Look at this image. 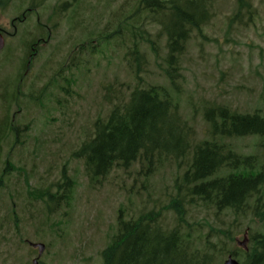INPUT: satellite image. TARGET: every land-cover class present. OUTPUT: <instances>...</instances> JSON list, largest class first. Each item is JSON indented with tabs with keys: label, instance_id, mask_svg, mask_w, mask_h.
I'll use <instances>...</instances> for the list:
<instances>
[{
	"label": "rangeland",
	"instance_id": "rangeland-1",
	"mask_svg": "<svg viewBox=\"0 0 264 264\" xmlns=\"http://www.w3.org/2000/svg\"><path fill=\"white\" fill-rule=\"evenodd\" d=\"M32 1L0 0L6 39L0 52V264H103L101 252L118 230L120 208L126 219L154 210L164 227L174 224L168 209L183 170L173 162L147 172L139 160L90 183L74 156L95 120L138 84L123 58L133 41L150 60L144 82L168 85L162 59L143 33L158 41L159 27L136 11L140 0H45L31 9ZM251 2L252 20L245 14L238 22L231 20L237 0H215L211 21L181 57L179 100L183 118L196 129L195 142L208 137L206 106L264 108V0ZM233 143L244 153L264 155L255 137ZM64 175L74 182L71 199L50 211L40 196L48 189L57 194ZM186 210L195 232L231 229L236 246L248 225L259 227L249 217L235 222L233 214L216 216L201 202ZM29 242L45 244L40 257ZM219 259L215 264L225 255Z\"/></svg>",
	"mask_w": 264,
	"mask_h": 264
},
{
	"label": "trees",
	"instance_id": "trees-1",
	"mask_svg": "<svg viewBox=\"0 0 264 264\" xmlns=\"http://www.w3.org/2000/svg\"><path fill=\"white\" fill-rule=\"evenodd\" d=\"M43 1L34 0L33 6ZM214 1L140 0L136 11L159 27L157 37L165 38L163 56L157 39L149 35L146 41L155 56L162 58V71L170 87L144 84L142 73L150 62L134 43L125 59L138 84L128 95L111 101L107 117L95 121L91 134L74 152L82 160L90 183L100 182L115 167L129 168L139 160L146 164L147 172H155L167 162L184 169L174 181L176 196L170 200L177 219L174 228H162L160 213L154 210L130 220H124L121 210L118 231L102 252L104 264H215L217 249L230 250L234 236L231 231L221 234L214 228L206 233L205 241L195 235L186 209L198 202L212 208L216 216L251 215L264 228V155H243L235 145L225 142L255 136L260 137L259 145L264 149V109L242 113L228 105L209 106L204 118L210 138L195 143V129L183 119L177 99L181 93L180 58L193 33L201 35L211 21ZM237 1L239 10L232 21L240 18L242 9L251 7L250 0ZM73 185V179L64 175L63 183L55 185L57 194L48 189L40 197L50 211L55 210L61 199L69 202ZM235 253L242 256L241 264H264V231L253 230L249 251L235 249Z\"/></svg>",
	"mask_w": 264,
	"mask_h": 264
},
{
	"label": "water",
	"instance_id": "water-1",
	"mask_svg": "<svg viewBox=\"0 0 264 264\" xmlns=\"http://www.w3.org/2000/svg\"><path fill=\"white\" fill-rule=\"evenodd\" d=\"M4 44H5L4 38L0 34V50L4 47ZM35 246H39V251H40V254H41L43 252V250H44V245L43 244H37ZM225 264H238V262L230 257L229 260H227L225 262Z\"/></svg>",
	"mask_w": 264,
	"mask_h": 264
}]
</instances>
